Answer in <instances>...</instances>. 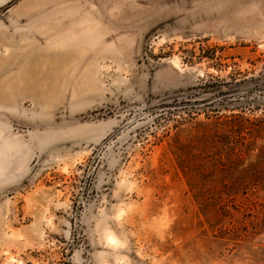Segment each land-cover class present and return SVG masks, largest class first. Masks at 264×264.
I'll return each instance as SVG.
<instances>
[{
    "label": "rangeland",
    "instance_id": "rangeland-1",
    "mask_svg": "<svg viewBox=\"0 0 264 264\" xmlns=\"http://www.w3.org/2000/svg\"><path fill=\"white\" fill-rule=\"evenodd\" d=\"M0 264H264V0H0Z\"/></svg>",
    "mask_w": 264,
    "mask_h": 264
}]
</instances>
